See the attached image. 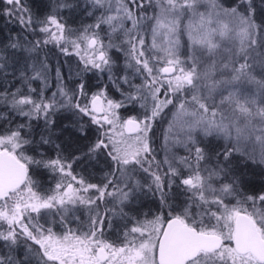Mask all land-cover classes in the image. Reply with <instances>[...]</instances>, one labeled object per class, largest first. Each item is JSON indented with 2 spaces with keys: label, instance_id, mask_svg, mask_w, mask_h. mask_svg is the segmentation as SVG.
Masks as SVG:
<instances>
[{
  "label": "rangeland",
  "instance_id": "obj_1",
  "mask_svg": "<svg viewBox=\"0 0 264 264\" xmlns=\"http://www.w3.org/2000/svg\"><path fill=\"white\" fill-rule=\"evenodd\" d=\"M85 1L89 2L92 13L94 11L100 12L102 8L104 13L97 20L96 27L91 33L88 32L89 25L87 24L89 22L82 21L80 25L82 32L86 31L81 37L79 36L83 45L86 47L89 37H93L95 40L94 45L88 50L87 55L89 56L83 57L81 55L87 59H81V63L95 68L100 66L116 68L117 73H120V80L127 86L126 91L121 92L123 100L129 103V99L134 98L135 107L140 110V105L147 99L150 102L147 110L151 113L142 112V115L145 116L146 114L149 117L144 119L142 116V119L138 120L140 123L139 130L132 135L123 136L121 126L124 117L119 119L117 101H114L113 98H107V101L102 99V114L106 113V117L103 116V122L108 128V135L102 144L109 159V169L114 171L112 172L113 177H109L104 182L103 187L95 190V183L90 178L93 177L98 165L101 167V162L97 161V156L100 158L101 154L94 155V151L90 152L89 156L87 155L81 163V167L85 169L87 175L84 176L87 179L79 175L76 176L71 168V164L77 165L76 154L71 157V163H64L57 157L45 156L49 153H45L44 156L24 155L21 160L27 163V169H31L33 174L44 168L46 175H42L39 182H48V184L45 183V188L42 187L46 194L41 199L37 198L30 187V182L27 181L22 192L24 194L19 211L17 206H15L13 214H5L1 209L0 217L1 220L4 217L14 219L26 214L28 217L33 215L39 219L42 213L41 216L46 221L50 237L47 238L48 241L43 238L46 241L43 244L49 254L58 257L61 255L59 257V259L61 258L60 264H156L155 238L153 241L151 239L158 234L160 227L158 220L140 224L139 227L131 226L126 230H120L119 238L123 239L124 242L120 247L112 249L101 244L106 235L100 234L99 230H101L102 222L106 223V228L117 230L125 222L135 220L141 214L144 215L151 210L152 205L154 206L153 199L147 198V192H151L150 180L157 184L160 177L158 170H152V167L149 166L151 163L145 167L147 160L144 159V156L146 149H149L148 134L153 130L150 117L153 115L158 117L161 113H158V109L162 108L170 99L167 94L161 95L160 98H154L157 89L162 84H167L170 91L180 87L185 88L190 96L191 94L196 96V92H207L211 95V90H215L218 84L219 86L223 84L224 78L220 74L222 69L218 63L226 58V56L224 58L225 50H228L230 42L233 43L237 38L236 32H238L239 26L234 17L232 21L231 18L225 19L223 15L225 12L222 14L219 2L215 3L210 0H144L145 3H149L151 9L148 16L150 18L149 27L145 35L146 44L156 62H164L152 66L145 65V69L160 74L159 71L163 65L173 66L172 73L163 78H148L146 81L150 83L151 87L146 89L142 74L133 65V59L134 61L137 60L138 54H134V48H130L133 49L132 54L131 50L128 49L130 37L135 31L140 30L133 14V8H131L138 4H133L130 0ZM222 1L229 8L228 11L223 10L226 13L230 11V8L234 7L236 11L239 8L235 2ZM260 5L256 6V10L245 7L242 10L255 27L256 23L260 22L264 29V11L258 9ZM236 11L235 15L238 17V11ZM139 36L141 38V35ZM134 40L138 43L141 41L138 37H135ZM134 40H131L129 46L136 47ZM183 41L185 42L182 43ZM185 45L187 47L184 55L186 59L185 57L179 59L177 55L179 48ZM98 51L102 53L99 59L102 60V63L95 58ZM5 52V47H1L0 57L5 58ZM262 63L264 64V61ZM212 77L214 78L210 80ZM58 82L59 79L56 75L55 83L58 84ZM208 83L214 85L211 90L209 88L212 85L209 86ZM10 87L11 84L6 89L8 92ZM40 87L43 85L41 84ZM91 95L86 100L87 106ZM179 95L184 99L177 101L168 112L164 113V124L160 126V129H154L159 134V141L161 142V147L157 148V162L173 174L183 170L180 184L186 185L184 180L189 178L190 182L186 185L187 190L194 191L196 199L200 202L204 200L213 203L214 206L210 205L211 208L205 209L206 213L212 216L209 220L211 221L210 225L217 227L216 219L222 222L224 230L221 234L226 239H230L231 221L238 210L234 206H229L230 204L222 203L219 200V195L222 194V191L227 190L228 185L238 183V172L256 167L255 163H248V161L241 159L238 156L239 153L252 155L256 158H259L260 155L257 154V150L251 144L254 139L249 137L247 139L248 144H246V138H241L242 132L239 131V127L224 121L223 115L219 114L217 110H205L192 97L182 93H175L174 96L178 97ZM15 104L16 101L12 94L4 98L0 97V112L3 109L6 110L4 112L6 114L13 112ZM0 116L3 119L1 124L7 127L12 125L9 119L12 118L10 115L9 117L2 114ZM49 127L52 128L53 126L50 124ZM66 133L65 131L62 133V130H56V134L52 138L57 139L62 146H69L75 141V137L72 136V133ZM224 140H231V149L234 152L218 151V154L215 155L216 159H213L212 155L215 154L217 148L224 149ZM240 141L244 143H240ZM15 142L14 137L10 135L0 137L1 145L13 147L16 146ZM87 144L83 142V145L86 146ZM33 150L36 151L35 148ZM261 151L264 152V150ZM209 160H215L212 164L220 169L219 171L224 177L223 180L229 182L214 186L212 178L216 175L209 168ZM81 167L79 163L77 165L78 171ZM140 171H146L148 177ZM165 174L166 172L163 175ZM163 175L161 176L162 181ZM168 179L171 181L173 175L169 176ZM67 184H70V188L63 192ZM109 186L110 188H107ZM95 191H99V197L108 191L109 196L108 198L106 196L101 202L100 199L97 201L93 193ZM170 194L176 193L171 192ZM160 198H162L161 195ZM199 204L195 205L193 209L195 217L205 214ZM138 208L139 213H136ZM58 213L71 219L73 227L81 225L82 232L74 236L73 227H70L71 230L68 232L63 231L60 234L51 232L52 223L55 220L59 221V217L54 219V215H58ZM256 218L259 220L258 222L264 223L260 213L256 215ZM1 223L5 225L9 224L10 221L4 219ZM91 223L93 224L92 229H90ZM256 224L258 225V223ZM258 227L260 229L259 225ZM67 229V227L64 228V230ZM2 235L0 231V236ZM98 246L104 247L107 252L103 262H99L95 257V249ZM222 248V251L217 254L200 256L192 264H259L247 253L236 254L228 244ZM0 264H37V262L34 259L30 262L25 258L16 257L14 253L3 252L0 249Z\"/></svg>",
  "mask_w": 264,
  "mask_h": 264
},
{
  "label": "trees",
  "instance_id": "obj_2",
  "mask_svg": "<svg viewBox=\"0 0 264 264\" xmlns=\"http://www.w3.org/2000/svg\"><path fill=\"white\" fill-rule=\"evenodd\" d=\"M130 1L133 4H138L131 8H133V14L140 30L134 32L132 36L134 38L130 37L128 49L134 48V54H138L137 60L135 59L137 63H134L133 59V65L142 74L146 89H150V83L146 80L150 77L163 78L165 74H161L160 71V74L148 71L145 69V65L152 66L164 62H156L146 44L145 35L150 22L148 16L151 13L149 3H145L144 0ZM210 1L219 2L222 14L225 12L223 14L225 19L231 18L232 21L234 17L239 26L238 32H236L237 38L233 43L230 42L231 44L228 46L230 48L225 50L224 58L225 56L226 58L218 63L222 69L220 74L224 78L223 84L220 86L218 84V87L212 91L211 88L214 85L208 83L209 86L212 85L209 88L212 92L211 95L207 92H196V96L193 94L190 96L185 88L180 87L170 91L167 84H162L154 94V98H160L161 95L167 94L170 99L162 108L158 109V113L161 112L158 117L154 115L150 117L151 123L162 126L165 121L164 113L168 112L177 101L184 99L180 95L175 97V93H182L192 97L205 110H217L228 124L237 125L239 131L242 132L241 138H246V144H248L247 139L252 137L254 140L251 144L260 157L256 158L240 153L238 156L248 163H255L256 167L238 172V183L228 185L227 190L222 191V194L219 195V200L251 216L264 234V223L258 222L259 220L256 218V215L260 213L261 220L264 221V152L261 151L264 150V64L262 63L264 61V29L260 22L256 23L255 27L242 10L244 7L256 10V6L261 4L258 9L264 11V0H227L239 5L238 12L233 7L227 13L223 10L228 11L229 8L222 0ZM90 9L89 2L85 0H0V48L5 47L6 50L5 58L0 57V97L4 98L12 94L16 101L13 112L6 114L4 109L0 112V115L12 117L9 118L12 124L9 127L1 124L3 119L0 118V137L7 135L14 137L16 146L9 147L0 144V147L20 159L24 155L44 156L45 153H49L45 156L57 157L64 163H71V157L76 154L77 164L78 162L82 163V160L94 150H98L100 154H106L102 144L108 135V128L103 122L106 113L97 115L90 111L86 100L91 94H99L106 101L107 98L117 101L119 119L133 117L140 120L142 116L147 119L149 116L146 114L151 113L147 110L150 104L147 99L140 105V110L135 107L134 98H130L129 103L123 100L121 92L124 93L127 86L120 80V73H117L116 68L113 66L111 68L102 66L95 68L81 63V59L87 60L83 57L89 56L87 54L91 47H88L87 43L86 47L83 45L80 37L86 31L82 32L80 25L82 21L89 22L87 24L89 25L88 32L91 33L96 27L97 20L104 13L103 8L100 12L94 11L93 13ZM235 11L238 13V17H236ZM135 37L141 41L135 42ZM132 39L136 43V47L129 46ZM130 50L132 54L133 49ZM186 51V45L180 46L177 54L179 59L182 57L186 59L184 56ZM99 62L102 63V60ZM56 75L59 79L58 84L55 83ZM9 84H11V89L8 92L6 89ZM41 84L43 87H40ZM142 112L146 113L145 116L142 115ZM218 112L215 113L218 114ZM50 124L53 126L52 128L49 127ZM56 130H62V133L65 131L66 134L72 133L75 141L69 146H62L57 139L52 138L55 136ZM46 131L49 132L45 133ZM155 132L154 129L151 130L148 137L158 140L159 134ZM122 135L129 136L123 133ZM83 142L88 144L85 146ZM240 143L244 142L240 141ZM231 144V140H224V149L217 148L215 154L212 155L213 159H216L215 155L218 154V151L227 150L233 153ZM146 153H151V151L146 149ZM214 161L211 160L210 164L208 163L209 168L216 175L212 178L214 186L229 182L223 180L224 177L219 171L220 169L212 164ZM150 163L147 160L145 167ZM149 166L152 167V170L157 169L159 175H163L165 171L164 166L159 165L157 161L155 165L150 164ZM71 168L76 176L79 175L87 179L85 169L82 168L84 172L83 170L78 171L77 165L74 164H71ZM42 175H46L44 168L37 170L36 174H33L31 169H27L26 179L22 185L9 191L0 199V210L2 209L1 211L5 214H13L15 206H17L19 211L24 194L22 192L27 181L30 182V187L36 197L41 199L46 194L45 183L48 184V182H39ZM164 184L162 181L163 186ZM163 210L169 209L163 205ZM136 213H139V208ZM41 214L39 219L33 215L28 217L26 214L14 219L4 217L10 221L5 225L1 223L4 219L1 220L0 217V231L3 234L0 236V249L3 252L14 253L16 257L25 258L30 262L34 259L37 264L39 262L41 264H60L61 258L59 259V257L61 255L58 257L49 254L43 244L50 237L46 221L43 220ZM58 215H54V219L59 217V221L55 220L52 223L50 231L60 234V232L71 230L72 220L65 218L64 214ZM140 217L142 216L125 222L117 230L106 228V223L102 222L99 232L106 237L102 239L101 244H105L111 249L120 247L124 242L119 238L120 230H126L131 226L139 227L142 223ZM65 227L68 229L64 230ZM73 228L74 236L82 232L81 225ZM92 228L93 224L91 223L90 229Z\"/></svg>",
  "mask_w": 264,
  "mask_h": 264
},
{
  "label": "water",
  "instance_id": "obj_3",
  "mask_svg": "<svg viewBox=\"0 0 264 264\" xmlns=\"http://www.w3.org/2000/svg\"><path fill=\"white\" fill-rule=\"evenodd\" d=\"M95 43L93 37L87 39V46ZM99 60L102 56L96 52ZM172 65H163L161 74L172 73ZM88 107L94 114L102 113V99L100 95L93 94L88 101ZM139 128V121L133 117H126L122 122V131L130 134ZM26 176V167L14 154L5 148H0V199L9 191L19 187ZM69 188L66 185L64 192ZM232 245L236 252H248L254 259L264 262V239L260 237L258 229L251 216L243 212H237L232 220ZM220 238L212 233L199 232L179 222L177 218L166 221L157 241L155 262L156 264H183L184 261L195 255L197 250H207L217 247ZM95 257L99 262L106 258L104 248L98 246L95 249Z\"/></svg>",
  "mask_w": 264,
  "mask_h": 264
},
{
  "label": "flooded vegetation",
  "instance_id": "obj_4",
  "mask_svg": "<svg viewBox=\"0 0 264 264\" xmlns=\"http://www.w3.org/2000/svg\"><path fill=\"white\" fill-rule=\"evenodd\" d=\"M102 112H103V110H102ZM98 115H102V113H100ZM123 120H122V122H123ZM139 128H140V123H139ZM139 128L137 129V131L139 130ZM151 128L152 129H160V126L152 124ZM121 131H122V126H121ZM137 131L130 133V134H125V133H123V131H122V133L124 135H132V134L136 133ZM147 139H148L149 150L151 151V153H145L144 159L149 160L151 162V164L155 165V162L157 161V157H158L157 148L161 147V142L159 141L160 138H158V140H157V138L152 140L148 137ZM0 148H3V147H0ZM93 153H94V155L100 154V153H98V150H94ZM15 157H17V156H15ZM81 158H82V156H81ZM17 159H19L21 162H23L19 157H17ZM97 161L101 162V167H99V165H98V167L95 170V173L93 174V177L90 178V180H92L95 183V190L97 188L103 187L104 182H106L109 177L110 178L113 177V174H111L112 171L109 169L108 156L106 154H101L100 158H98V156H97ZM23 163L25 164L26 174H27V163H25V162H23ZM78 164H79V162L77 163V165ZM80 167H81V163H80ZM81 170H83L82 167H81L80 171ZM140 172L143 175H146L148 177V174L145 173L146 171H140ZM165 172H166V174L163 175V182L165 183L164 186L162 185V180H161L162 175L158 174L160 179L157 180L158 181L157 184L155 183V181H151L149 179L150 183H151V185H150L151 192H147V198L153 199L154 206L152 205L151 210H149L144 215L141 214L142 217H140V219L142 218L141 224L149 223V222H152L153 220L154 221L158 220L160 222L158 234L156 235V237L153 236L151 239L153 241V238H155V244H154V252L155 253H156V246H157V241H158L159 235H160L166 221H168L171 218H177L179 220V222L183 225H186L188 227H192L193 229H195L196 231H199V232H206V233L215 234L220 238V244L217 247L212 248V249H207V250L199 249V250H197V252L195 253L194 256H192L191 258L184 261L183 264H192L195 260L199 259V257L203 256V255L210 256L213 254H217L218 252L222 251V249H223L222 247L225 244L230 245L232 250L236 254H245V253L249 254L248 252L238 253L234 250L233 245H232V235H233L232 221H231L230 239H226L223 236V234H221V232H223V230H224L223 224H222V222L218 221L216 218L215 219H216L217 227H215V226L211 227V225H210L211 221H209L211 216L208 213H206L205 209L211 208L210 205H213V203L212 202L209 203V201H204V200H201L202 202H200L198 199H196L194 191L192 192V191L187 190L186 185L189 184V182H190L189 178H186L184 180L186 185L180 184V178L183 176V173H182L183 170H180L176 174L171 173L170 170H165L164 173ZM171 175H173V179L171 181H169L168 177ZM25 179H26V176H25ZM65 188H66V186L64 187V189ZM107 188H110V186ZM63 192H64V190H63ZM171 192H175L176 194L172 195V194H170ZM195 192L197 193V190H195ZM93 193H94L95 199L97 201H98V199H100V202L106 196H107V198L109 196L108 191H105L101 197H99L100 196L99 191H95ZM160 195L162 196V198H160ZM150 203H152V202H150ZM197 204L201 205V207L203 208L202 211H205V214H203L202 216H196L195 217L193 214L194 213L193 209H194L195 205H197ZM163 205H166V207H168L169 210L164 211ZM237 212H241V211H237ZM252 220L254 221V223L258 229L260 237L264 239V234L261 232V230L257 226L255 220L253 218H252ZM143 235H144V237L146 236L145 232L143 233ZM104 251H105V254L107 256V252H106L105 248H104ZM155 253H154V255H155ZM255 261H257V260L255 259ZM257 263L264 264V262H260V261H257Z\"/></svg>",
  "mask_w": 264,
  "mask_h": 264
}]
</instances>
